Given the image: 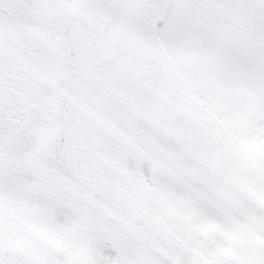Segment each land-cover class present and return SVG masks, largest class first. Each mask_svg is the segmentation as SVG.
<instances>
[{
	"label": "snow or ice",
	"instance_id": "6c2138e0",
	"mask_svg": "<svg viewBox=\"0 0 264 264\" xmlns=\"http://www.w3.org/2000/svg\"><path fill=\"white\" fill-rule=\"evenodd\" d=\"M0 264H264V0H0Z\"/></svg>",
	"mask_w": 264,
	"mask_h": 264
}]
</instances>
